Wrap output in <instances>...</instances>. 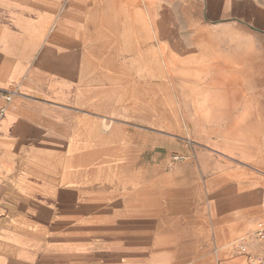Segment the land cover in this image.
I'll return each instance as SVG.
<instances>
[{
  "label": "crops",
  "instance_id": "obj_1",
  "mask_svg": "<svg viewBox=\"0 0 264 264\" xmlns=\"http://www.w3.org/2000/svg\"><path fill=\"white\" fill-rule=\"evenodd\" d=\"M52 158L79 198L126 194L107 237L66 234L104 229L95 207L89 227L79 207L50 224L66 264H249L235 242L264 222V0H0V264H42L39 224L15 223L3 189Z\"/></svg>",
  "mask_w": 264,
  "mask_h": 264
},
{
  "label": "rangeland",
  "instance_id": "obj_2",
  "mask_svg": "<svg viewBox=\"0 0 264 264\" xmlns=\"http://www.w3.org/2000/svg\"><path fill=\"white\" fill-rule=\"evenodd\" d=\"M52 160L49 167L48 165L41 167L39 164H35L36 167L42 168V170L36 169L32 172L26 169L17 172L16 177L10 175L8 178L5 176L6 186L3 189L5 207L8 214H12L15 218L13 221L24 226L25 229L39 224L42 232L39 235L42 246V264H66L65 259L61 256L60 249L52 247L49 243L54 240V237L57 239V243L64 241V239H58L61 236L56 237L51 234L54 231H49V229H52L51 226L55 225L54 228L58 230L61 228V230L64 228L69 230L71 224L74 226L75 219L79 217L78 215L74 216V211L79 207L84 212L81 222L89 227L90 223L95 220V210L91 212V209L95 207L98 215L102 216L104 229L95 230L91 228L66 231V234L67 236L72 235L91 239V237H99L100 235L97 234L101 233L104 237H107L111 235V229L109 228L111 216L113 215L116 220L118 216L125 215V212H123L125 208L121 201L126 194L120 195L114 189L106 192L82 190L79 198L78 190H66V187H64L66 184H62L61 180L59 160L55 158H52ZM120 188L122 189L124 186L122 185ZM96 194L105 196L96 197ZM76 221L78 223V219Z\"/></svg>",
  "mask_w": 264,
  "mask_h": 264
},
{
  "label": "built area",
  "instance_id": "obj_3",
  "mask_svg": "<svg viewBox=\"0 0 264 264\" xmlns=\"http://www.w3.org/2000/svg\"><path fill=\"white\" fill-rule=\"evenodd\" d=\"M12 93L5 96L7 101L11 100ZM235 247L248 255L249 264H264V222H260L249 235L236 240Z\"/></svg>",
  "mask_w": 264,
  "mask_h": 264
}]
</instances>
